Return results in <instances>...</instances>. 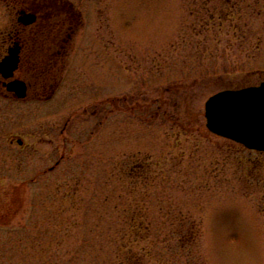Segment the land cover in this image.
Instances as JSON below:
<instances>
[{
    "label": "rangeland",
    "instance_id": "374dc122",
    "mask_svg": "<svg viewBox=\"0 0 264 264\" xmlns=\"http://www.w3.org/2000/svg\"><path fill=\"white\" fill-rule=\"evenodd\" d=\"M78 1L56 95L0 97V264H127L138 209L146 264H264V152L204 117L214 93L264 79V0ZM192 221L190 255L176 230Z\"/></svg>",
    "mask_w": 264,
    "mask_h": 264
},
{
    "label": "flooded vegetation",
    "instance_id": "af4514ba",
    "mask_svg": "<svg viewBox=\"0 0 264 264\" xmlns=\"http://www.w3.org/2000/svg\"><path fill=\"white\" fill-rule=\"evenodd\" d=\"M1 1L7 9H14L16 17L0 31V61L12 51L18 62L11 77L4 78L0 73V97L15 98L5 86L15 79L26 86L24 99L28 95L39 101L53 98L62 85L66 61L75 50L77 33L84 25V6L78 0ZM30 18L32 22L26 23Z\"/></svg>",
    "mask_w": 264,
    "mask_h": 264
},
{
    "label": "water",
    "instance_id": "95a60500",
    "mask_svg": "<svg viewBox=\"0 0 264 264\" xmlns=\"http://www.w3.org/2000/svg\"><path fill=\"white\" fill-rule=\"evenodd\" d=\"M32 18L26 23L32 22ZM17 62L12 51L0 61V73L4 78L12 76ZM5 86L18 99L26 96L22 81L14 79ZM204 117L211 133L249 150L264 152V80L258 85L225 89L211 95L204 104Z\"/></svg>",
    "mask_w": 264,
    "mask_h": 264
},
{
    "label": "trees",
    "instance_id": "16d2710c",
    "mask_svg": "<svg viewBox=\"0 0 264 264\" xmlns=\"http://www.w3.org/2000/svg\"><path fill=\"white\" fill-rule=\"evenodd\" d=\"M264 80V79H263ZM262 81L259 80V83ZM258 83V84H259ZM251 85H257V84H250ZM134 215H132L131 220L126 227H124V234L121 235L124 237L125 235L128 236V241L122 242V247L126 250V255L128 256L129 263L127 264H146L144 262V259L149 254L150 250V256L154 252L153 247L154 243L153 240H150V249L147 248L146 243L141 244V242H146L149 239V236L151 238L154 225L151 224L150 220H143L139 219L142 216H146L144 209H138L134 211ZM136 216L138 220H136ZM150 216V213L148 214ZM123 232V229H121ZM166 229H162L161 227H158V231L165 232ZM176 234L182 236L179 243H182L179 245V250H181L183 253L190 254L191 255V249L190 246L195 247L197 245V238L200 236V227L198 224L194 223L193 221L189 224L186 223V225L183 227V229L176 230ZM152 239V238H151ZM162 242V240H160ZM145 256V257H143Z\"/></svg>",
    "mask_w": 264,
    "mask_h": 264
}]
</instances>
